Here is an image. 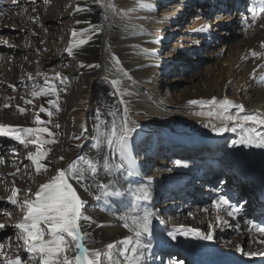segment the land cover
Here are the masks:
<instances>
[{
	"label": "bare ground",
	"instance_id": "1",
	"mask_svg": "<svg viewBox=\"0 0 264 264\" xmlns=\"http://www.w3.org/2000/svg\"><path fill=\"white\" fill-rule=\"evenodd\" d=\"M25 1L28 0H16V3H12V0H0V19L5 17L10 21V12L19 3H26ZM233 1L235 0L221 1L222 7L230 6ZM141 2L145 6L141 7ZM245 2L247 0H239L237 4L240 9ZM112 3L119 14L106 11L99 6L98 0H67L64 4L66 13L59 11L56 16L58 22L68 24L66 45L63 48V57L69 62L68 73L70 88L72 87L67 118L70 123L75 120L76 124H84L87 128L84 133L72 132L69 140H66L67 145H79L81 154H74L73 160L76 161L81 155L97 157L96 128L101 120L113 119L107 115L110 110L116 112L117 124L126 117L128 126L134 128L126 159L122 160L120 153L110 149L106 143L100 145L97 158L103 160L106 157L108 167H104L103 163L98 165L95 180L109 184V195H101V199L97 200L95 196L100 195V192L92 179L80 184L74 180L70 181L77 194L86 201L82 209L83 215L91 218V221H80L81 231L91 233L105 243L122 241L133 233L123 226L124 220L121 217L129 214L142 215L147 210L153 214L152 235L142 239L151 244L154 253L170 247L177 250L173 260L185 257L191 264H264V255L260 254L264 253V242H261L264 241V233L258 230L264 228V203L258 202L264 200V157L259 147H252L256 148L258 154L261 153L256 154L258 162L252 150H247V146L239 143L248 128L256 127L258 131H264V127L253 125L251 122L223 121V113L217 107L209 106L207 102L213 98L221 100L227 96L233 103L240 104L241 99L236 88L218 89L213 81L209 83L206 91L195 90L180 94L177 105L168 106L159 96V86L162 85L160 89L165 87L163 81H166L164 78L167 73L175 72L174 63L162 61L169 55H174V49L179 46L176 38L183 34L190 21L195 30L204 26L205 21L200 14L197 18L191 16L192 7L195 6V12L201 8L198 11L200 13L208 9L206 15H209L217 0H113ZM232 14L229 15V11H226L227 19H224L230 30L234 29L238 20L234 19ZM243 23L245 25V22ZM246 34H249V29ZM255 39L256 37L250 47L242 49L241 59L245 65L250 64L249 54L259 48ZM196 48L201 50L200 44ZM69 49L72 50L71 54ZM165 51L166 55L163 57ZM233 51L241 53L240 49ZM247 70L258 72L261 75L259 76L264 78V56L257 66H248ZM156 79H159L158 86L153 85ZM20 80L25 78L18 77L14 82L6 80L5 84L0 80V91L6 95L11 94L21 85ZM113 81L117 83L114 84ZM168 90L166 88V91ZM42 100L46 108L47 101L44 97ZM193 100L201 103L191 104L190 101ZM259 100L258 103H243L244 113H237L233 108L229 114L264 116L263 95L259 96ZM98 111L101 114L100 119L97 118ZM225 124L229 130L222 134L213 129V125L222 127ZM232 128H235V131H232ZM144 130L151 131L148 135L154 136L159 132L164 137L163 148L175 155L172 165H168L163 158L159 160L158 156L150 157L151 162L141 173V163L137 162L135 146ZM8 138L12 139L11 133L0 136V193L9 189L8 181L16 183L18 180H25L22 175L25 160L16 155L20 145L15 140L10 142ZM222 145V150L219 149L218 152L222 157L227 154L226 162L232 164L229 165L228 171L223 168L225 164L222 162L221 166V157L217 156L215 151L216 146ZM202 146L205 147L202 155L209 154L204 156L206 158L198 157L201 155ZM12 151L15 154L13 158L10 156ZM140 151L147 155L151 149L145 151L142 147ZM40 162L47 165L48 171L53 175L42 169V174H38L37 190L57 174L53 156H47ZM70 162L71 157L58 170L66 168ZM208 164L212 171L205 175ZM116 165L120 167H115ZM129 171L133 173L131 176L128 175ZM247 182L256 190L254 197L250 195L252 190L247 191L242 186V183ZM196 184L197 192L192 197L190 193ZM87 185H91L89 191L84 190ZM140 189H145L150 194V199L137 201L135 197L142 195ZM11 191L8 192L12 194ZM1 197L0 195V217L4 213L3 207L13 205L7 201L3 204ZM221 198L228 201V205L232 207L223 205L219 210L213 207ZM230 198L234 202L230 201ZM204 201L207 202L202 205ZM90 203H94L96 208L93 214L88 215L85 208ZM134 207L137 209L135 212ZM232 208L239 209V212L229 216L228 212L232 211ZM163 217L165 221L161 222ZM189 218L190 222L187 221ZM248 221L252 223L249 224ZM180 228L195 229L202 235L211 234L213 239L206 240L200 235L189 234L177 235L173 240L168 233ZM160 258L161 255L154 254L151 263H148L159 264ZM117 259L123 264L122 256ZM104 264L109 262L105 260Z\"/></svg>",
	"mask_w": 264,
	"mask_h": 264
},
{
	"label": "rangeland",
	"instance_id": "2",
	"mask_svg": "<svg viewBox=\"0 0 264 264\" xmlns=\"http://www.w3.org/2000/svg\"><path fill=\"white\" fill-rule=\"evenodd\" d=\"M64 1L66 2L67 0H28L25 1L26 3L22 2L15 6V9H13L8 16L10 17L8 18L10 21L6 20L5 17L1 18L2 20L0 19V28L3 31L0 30L2 33H0V80L3 81L4 84L6 80L14 82L18 77H24L26 80V82H24L25 80H20L22 81L21 85L16 91L11 92V94L6 95L2 90L0 91V124L14 126L13 128L16 130L18 128L46 126L49 131L54 133V136L49 137L47 133H43L41 134V139L55 140V142L45 143L41 151L47 152V156L54 157L56 171L58 168L63 167L70 157L72 161H74V154L75 156L81 154L78 144L67 145L65 143L66 140H69L72 132L79 134L84 133L85 127L84 124H76L75 120H71L70 123L67 118L72 87L70 88L71 83L68 73L69 62L63 57V48H65L66 45L68 24L64 23L65 25H63V23L56 20L59 11H64V14L66 13L67 9L64 5ZM112 1L113 0H110L111 3ZM221 1L224 2V0H217L214 10L209 15H206L208 9L200 13L198 11L201 8H198L195 12V6L192 7L191 12L193 15L191 16L197 18L200 14L205 21L204 25L210 26L209 29L203 33L197 32L194 29L192 21H190L183 34L176 38L179 46L177 49H174V55L171 54L162 61L169 64L174 63L175 65V72L167 73L164 78L166 80L163 81L165 82V87L160 89L162 85L159 86V96L161 101L166 105H177L180 99L179 96L182 93H190L195 90L206 91L211 81L214 82L218 89L224 87L236 88L239 91L241 99L240 104L258 103V101H260L259 96L263 95L264 97V78H261L258 72L253 73V70H247L248 66H257L258 62L261 61V58L264 56V47H261V45H264V13L259 11L258 0H247L241 9L237 4L239 0L233 1L230 6L226 7H222L223 2ZM103 2L107 3L109 0H103ZM226 11H229V15L233 13L234 19H238L235 22L237 25H235L233 29L236 32H233L232 29L230 30L229 24L226 26L227 21L224 22V19H227V15H225ZM239 22H242V24ZM243 22H245V25ZM247 29H249V34H246ZM255 37V42L259 46L255 52L257 55L254 56L253 53L249 54L250 64L245 65L241 59L242 49L250 47ZM199 44L201 50L196 48ZM234 49H240L241 53H234ZM165 55L166 51L163 53V57ZM9 65H11V67H9ZM30 76L32 79L28 78ZM46 79L48 81L47 83H45ZM158 82L159 79H156L153 85L158 86ZM225 82L228 84L227 86H225ZM7 83H9V81ZM166 88L169 90L166 91ZM246 88H248L247 94H245ZM33 91L40 92L41 94L33 97ZM53 92H55V94H53ZM42 97L47 101L46 109L52 112L51 117H49L46 112L39 111L40 106H44ZM25 100H32L33 103L25 104ZM50 102H54L58 105L59 110ZM6 104L10 105V107H5ZM18 106L26 109L24 114H21L17 110ZM37 114L41 120L48 121L50 119L51 123L36 125L34 121ZM55 125H59V127H55ZM20 134L22 135L23 133ZM148 134H151V131L144 130L137 139L135 146L137 162L141 163V173L147 168L145 166H148L151 162L150 157L158 156L159 160L163 158V161L165 160L168 165L173 164V158L175 157V155H172L171 151L168 152L167 149L163 148L164 137H162L159 132L154 136ZM28 139L35 138L29 137ZM9 140L10 142L14 141V139ZM17 143L20 146L16 155L20 159L25 160L24 167L22 168V175H24L23 177L25 180L22 181L16 178V181L18 180L16 183L15 181H13L14 183L8 181L7 188L9 189L3 190L0 193L3 204H5L4 201H9L12 194L8 191L14 188L20 190L17 199L22 201L28 189H31L34 193L37 191L38 187L39 176L35 172V166L27 159V154L29 152H35L38 145L29 144L28 147H25L18 141ZM223 146L224 145H222V147L216 146L215 151H217V156L221 157L219 160L220 164L221 162L223 165L225 164L223 168L228 171V167L232 166V164H227V154L225 153L224 157H222L220 156L221 153L218 152L222 150ZM142 147L143 149L145 148V151L151 149V152L144 155V153L140 151ZM247 148V150H252L251 152L254 158H257L259 162V158L256 155L258 154L256 148L254 149L248 146ZM259 149L262 151L261 153L264 157V148ZM204 150L205 147L202 146L200 149L201 155L204 154ZM166 151L167 153H165ZM261 153L259 152L258 155H261ZM201 155L198 157L206 158L204 156H209V154L202 155L203 157H201ZM10 156H12V158L15 156L13 151L10 152ZM60 157L64 159L61 160ZM155 162L157 163L158 161ZM210 164H208L209 168L205 171V175L212 171ZM160 167L162 168L161 165ZM233 171L235 173V170ZM46 173H51V175H53V173L49 171H46ZM228 173L231 174V172ZM242 184L245 190H252L253 193L250 192L251 196H253L254 193L256 194V190L253 189L249 182H247V184ZM197 186L196 184L190 193L192 197L197 192ZM230 201L234 202L231 198ZM206 202L207 201H204L201 204L204 205ZM258 202L264 203V200L261 199L258 200ZM157 204L159 206L161 205V203ZM238 206L240 208V204ZM95 208L96 205L90 203L85 208V213L88 215L93 214ZM2 210L4 213L3 216L0 217V224H4L5 227L0 229V245H3L4 255H0V264H4V256L13 259L18 256L23 260L24 264H36V261L30 260L29 254L23 245V241L17 239L18 229H16L14 225L22 220L23 213L14 205L6 208L3 207ZM5 213H10V216L5 215ZM164 221L165 219L163 217L161 222ZM187 221L190 222V218ZM110 243L116 244L117 248H121L120 245L117 244V240L105 243V241L95 238L91 233H88L84 239V244L90 251L98 250L101 253L107 251V245ZM77 251L78 250L72 248L68 254L70 256H75ZM144 251V264H150L154 254L161 255V262L159 264H167L170 262L171 264H191L185 257L178 259L174 258L173 260V256L177 254V250L174 248H163L154 253L153 247H150ZM117 258H119V256L116 257V259Z\"/></svg>",
	"mask_w": 264,
	"mask_h": 264
},
{
	"label": "snow or ice",
	"instance_id": "3",
	"mask_svg": "<svg viewBox=\"0 0 264 264\" xmlns=\"http://www.w3.org/2000/svg\"><path fill=\"white\" fill-rule=\"evenodd\" d=\"M12 3H16V0H12ZM98 3L106 11L119 14L116 6L110 0L107 3L103 2V0H98ZM258 4L259 11L264 13V0H258ZM140 6L143 7L145 5L141 2ZM209 27L208 25H204L196 29V31L205 32ZM73 35L75 36L76 33L74 32ZM81 42L83 43V41ZM261 47H264V45H261ZM68 51L71 54L72 50L69 49ZM253 55L255 56L257 53L253 52ZM89 67H99V65H89ZM29 79H32V77L30 76ZM47 82L46 79L45 83ZM113 83L116 84L117 81H113ZM10 87L14 88L11 85ZM40 94L37 91L32 92L33 97ZM24 103L31 104L33 101L25 100ZM50 103H53L57 110H59L58 105L54 102ZM190 103L199 104L201 102L193 100ZM207 103L209 106L217 107L223 113L221 116L223 121L251 122L253 125L264 127V116L260 114H245L243 116L229 114L233 108L237 110V113H244L245 108L242 104L233 103L227 96L221 100L213 98ZM5 107H10V105L6 104ZM17 110L21 114H24L26 111L25 108L19 106ZM39 111L46 112L49 117L52 116V112L48 111L43 105L40 106ZM126 112L127 109H125ZM209 114L211 115V112ZM107 115L112 116L113 119L111 121L101 120L96 128L97 157L99 156L100 145L106 143L110 149L120 153L122 160L126 159L134 128L128 126L126 117L122 118L120 124H117L116 112L110 110ZM100 116L101 114L98 111L97 118L100 119ZM34 123L36 125H46L47 123H51V120L43 121L37 114ZM55 127H59V125H55ZM213 129L218 134L229 130L226 124L222 127L213 125ZM231 130L235 131V128ZM84 131H87L86 127ZM10 133L12 139L25 147H28L29 144H37L36 151L29 152L27 159L35 166L37 174H42V169L45 172L48 171V166L42 165L40 162L41 159L47 157L48 153L41 151V148L45 143H54L55 140H43L41 139V134L47 133L49 137H52L54 133L49 131L46 126L22 128L17 131L12 126L0 124V136L9 135ZM20 133L23 134L21 135ZM29 137H34L35 139H28ZM239 143L248 147L264 148V131H258L256 127L248 128L245 134L241 136ZM97 157L89 158L81 155L76 161L70 162L66 168L57 170V174L48 182L43 183L36 192L33 193L31 189H28L22 201L17 199L20 190L16 188L12 190V196L8 202L18 207L23 213L22 220L14 225L18 229L17 239L23 241V245L31 261H36V264H104V260H107L109 264H122L121 261L116 259V257L122 256L123 264H144V250L150 248L151 244L144 242L142 238L152 235L151 223L153 214L147 210L142 215L129 214L121 217L124 220L123 226L133 233L132 236L126 237L122 241H117V244L122 246L121 248H117L116 244L110 243L107 245V251L101 253L98 250L90 251L84 244L87 234L81 231L80 221L82 219L91 221V218L83 215L82 209L86 201L81 199L70 181L74 180L77 184H80L87 179H92L97 190L100 192V195L95 196L97 200L101 199V195H109V184L98 183L95 180V176L98 175V165L103 163L104 167H108V160L106 157L103 160ZM60 159L63 160L64 158L60 157ZM115 167H120V165H116ZM132 174L131 171L128 172V175L131 176ZM90 188L91 185H87L84 190L89 191ZM140 191L142 195L135 197L137 201L150 199V194L145 189H140ZM223 205H228V201L221 198L214 203L213 207L219 210ZM228 206L232 207L231 205ZM205 210L207 211V209ZM133 211L135 212L137 209L134 207ZM237 212H239V209L232 208V211H229L228 215L232 216ZM5 215L10 216V213H5ZM248 223L251 224L252 221H248ZM4 227V224H0V229ZM253 227L257 226L253 225ZM258 230L264 233V228H259ZM189 234L200 235L201 238L206 240L213 239V235H202L195 229H173L168 233L173 240L176 239L177 235L186 236ZM72 248L78 250L75 256L68 254ZM239 250L243 251L242 249ZM260 254L264 255V253ZM0 255H4L3 245H0ZM249 255H256V253H249ZM4 264H24V262L18 256L15 259L4 256Z\"/></svg>",
	"mask_w": 264,
	"mask_h": 264
}]
</instances>
